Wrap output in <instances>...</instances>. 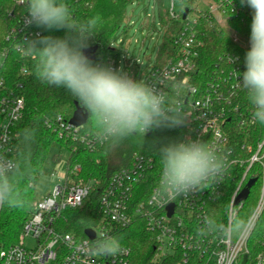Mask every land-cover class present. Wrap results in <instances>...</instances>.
I'll return each instance as SVG.
<instances>
[{"label":"built area","instance_id":"obj_1","mask_svg":"<svg viewBox=\"0 0 264 264\" xmlns=\"http://www.w3.org/2000/svg\"><path fill=\"white\" fill-rule=\"evenodd\" d=\"M211 1L214 7L199 10V0H194L190 7L185 6L183 0H169L166 27L172 22H179L180 26L172 36V48L167 52L165 63L148 68L143 82L161 92L167 106H178L188 116L184 140L200 139L218 147L227 165L219 181L158 205L154 203L153 192L161 171L153 175L154 159L134 155L128 166L110 176L102 190L98 201L101 219L95 227L86 229L94 233V238L90 239L85 236V230L79 236L72 231L65 232L63 226L65 212L81 207L89 193L90 185L73 181L72 176L80 172V167L75 166L69 174L60 176L61 183L46 197L33 202L18 242L0 248V264H133L131 250L120 243L123 251L115 255H100L92 246L106 235L118 240L123 230L139 222L152 235L154 264H236L240 254L246 251L247 239L264 209V124L256 143H240L234 137L233 131L253 127L257 122L252 108L234 101L240 90L238 61L231 65L227 56H221L207 76L201 78L195 74L202 45L197 39V26L201 22L210 25L216 21L215 14L224 19L252 16L251 9L242 7L240 0ZM13 3L23 7L18 0ZM175 3L182 6L180 12L175 11ZM26 15L22 16L17 31L23 41L41 36L40 30L25 24ZM13 39L17 40L15 36ZM15 47L20 48L18 44ZM107 66L119 70L113 61H107ZM1 86L0 83V157L14 161L12 131L21 118L23 100ZM45 125L58 140L78 142L88 150L108 142L98 139L97 132L83 131L82 126L74 127L61 116L47 120ZM252 167L260 171L259 197L244 227L235 235L231 224L244 201L238 206H233V201L247 181L255 178L254 174L249 175ZM237 178L238 184L221 217L215 205L229 188L228 182ZM206 217H211L216 227L202 232ZM26 239L32 240L34 246H25Z\"/></svg>","mask_w":264,"mask_h":264},{"label":"trees","instance_id":"obj_2","mask_svg":"<svg viewBox=\"0 0 264 264\" xmlns=\"http://www.w3.org/2000/svg\"><path fill=\"white\" fill-rule=\"evenodd\" d=\"M137 1L139 0H65L77 21L97 18L95 36L90 39V47H97L95 62L107 66V61L117 56L108 45L123 23L128 6ZM162 1L160 0L161 3ZM193 3L194 0H183V4L188 7ZM160 13L162 25L166 27L168 19L166 9L162 5ZM25 14L26 9L16 7L13 0H0V83L2 88L12 91L23 100L22 115L13 128L11 144L13 159L19 164L21 172L15 180V190L23 204L18 207L7 205L1 207L0 248L17 242L27 213L35 201L34 190L47 159L51 156L53 160H58V155L52 154L56 146L70 151L66 174L75 166H79L82 184L90 185L88 196L81 207L66 211L63 218L65 232L72 231L81 236L84 230L99 223L101 219L98 209L99 196L115 171L128 166L134 155H143L154 159L152 174L157 176V172L161 171L159 147L171 141L184 140L186 134L185 126L157 129L145 135L133 132L118 142L108 141L94 150H88L78 142L58 140L46 128L45 122L56 116L69 121L75 111V105H79V102L65 89L48 85L37 76V58L35 54L28 53L27 41H23L17 35L20 20ZM251 21L252 16H230L225 18L227 29L216 21H212L210 25L201 22L197 26V39L202 45L199 50L198 72L195 74L201 78L207 76L218 58L227 55L239 57L238 63L243 72L245 53L250 48ZM179 26V22H172L168 28H164V41L160 52L167 53L171 50L172 36L178 31ZM33 28L40 30L41 36L63 38L66 35V30H46L35 25ZM13 36L17 40L14 41ZM240 41L247 43L248 46H242ZM15 44L20 48L17 49ZM22 70L25 73H22ZM126 72L131 77L134 76L133 73ZM234 101L243 107L251 108L242 89L238 91V97ZM82 130L97 132L95 120L88 116ZM261 130L262 123L257 121L253 127L233 133L238 142L253 144L260 140ZM243 172L244 169L240 171V176ZM251 174H254L256 183L251 187L242 208L237 211L232 221L231 230L235 235L244 227L259 197V168L252 167L249 171V175ZM238 181V178L229 181V188L217 201L215 206L218 208L216 213L219 216L222 217V211L227 206ZM118 241L131 250L133 264H152L155 246L152 235L146 231L142 222L123 230L118 235ZM258 262L264 264V209L247 239L246 251L240 254L236 264Z\"/></svg>","mask_w":264,"mask_h":264},{"label":"clouds","instance_id":"obj_3","mask_svg":"<svg viewBox=\"0 0 264 264\" xmlns=\"http://www.w3.org/2000/svg\"><path fill=\"white\" fill-rule=\"evenodd\" d=\"M18 3L26 9V25L66 30L63 38L38 36L27 41V51L37 58L39 79L65 89L79 102L82 112L95 120L98 139L118 142L136 131L145 135L189 123L183 110L167 106L164 95L155 87L133 79L123 70L97 63L87 55L97 18L77 21L65 0H18ZM240 5L251 9L252 21L245 70L237 72L238 87L246 93L253 118L264 124V0H240ZM227 60L232 65L239 57L227 55ZM158 156L161 174L153 192L154 203L158 205L218 182L227 166L218 147L200 139L171 141L159 147ZM20 175L17 162L0 157V207L22 206L15 190V180ZM204 224L202 232L216 227L211 217H206ZM92 247L100 255L123 251L118 240L107 235Z\"/></svg>","mask_w":264,"mask_h":264},{"label":"rangeland","instance_id":"obj_4","mask_svg":"<svg viewBox=\"0 0 264 264\" xmlns=\"http://www.w3.org/2000/svg\"><path fill=\"white\" fill-rule=\"evenodd\" d=\"M168 3L169 0H163L162 3L160 0H139L129 5L123 23L108 45V48L113 50V54H117L108 61L116 63L119 70L133 73L132 78L135 80L143 82L148 68L162 65L166 61L167 53L159 51L165 34L160 7L162 5L166 9ZM197 6L199 10H206L215 5L211 0H199ZM181 8L180 4L175 3L176 12H180ZM215 19L220 26L227 29L223 17L215 14ZM240 44L248 46L243 41H240ZM52 154L58 155V160L48 157L34 190L35 200L46 197L56 184L61 183L60 176L66 173L70 151L56 146ZM80 173L81 169L77 175L72 176L74 177L72 179L82 184ZM25 246L33 247L34 242L26 239ZM158 261L161 262L159 259Z\"/></svg>","mask_w":264,"mask_h":264},{"label":"water","instance_id":"obj_5","mask_svg":"<svg viewBox=\"0 0 264 264\" xmlns=\"http://www.w3.org/2000/svg\"><path fill=\"white\" fill-rule=\"evenodd\" d=\"M187 14V10L184 13V16ZM97 51V47L93 46L88 48L87 55L95 60V54ZM88 115L82 112L79 105H75V111L72 115V118L69 120V123L73 125L74 127L83 126L87 121ZM256 179L252 178L247 181L245 184V187L241 190V192L237 195V197L233 201V206H238L240 203L245 201L249 195V191L251 187L255 184ZM170 214H171V207H170ZM85 236H87L90 239L94 238V233L91 230H85L84 231Z\"/></svg>","mask_w":264,"mask_h":264}]
</instances>
